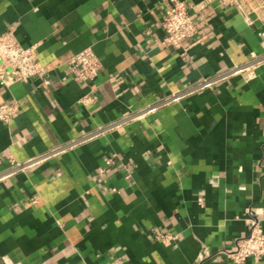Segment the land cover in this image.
<instances>
[{
    "label": "crops",
    "instance_id": "0c3cea01",
    "mask_svg": "<svg viewBox=\"0 0 264 264\" xmlns=\"http://www.w3.org/2000/svg\"><path fill=\"white\" fill-rule=\"evenodd\" d=\"M176 1L210 2L190 10L198 33L180 50L161 27ZM9 31L37 46L50 84L0 82V105L20 106L0 121V264H233L234 241L254 221L264 231V13L0 0ZM87 48L97 78L63 82ZM204 80L216 84L184 94Z\"/></svg>",
    "mask_w": 264,
    "mask_h": 264
},
{
    "label": "built area",
    "instance_id": "2783aa9c",
    "mask_svg": "<svg viewBox=\"0 0 264 264\" xmlns=\"http://www.w3.org/2000/svg\"><path fill=\"white\" fill-rule=\"evenodd\" d=\"M220 6L231 7L241 14L261 16L264 13V1L262 0H216ZM210 2H201L194 6H188L183 2L176 1L174 5L168 6L162 19V30L165 34L164 44L180 50L183 41L193 38L197 33L196 19L190 13L193 8L202 16L204 8ZM101 70V62L91 48L82 50L66 64L63 82L72 80L79 84L93 82ZM249 68H235L231 73L238 74ZM230 73V74H231ZM41 80L44 86L50 84L46 78L41 64L38 61L37 46L22 47L16 40L12 31L0 36V82L6 86L14 83H27L32 79ZM216 84L215 80H204L194 87L188 89L184 94H191ZM20 111L17 103L0 105V121L8 125L13 117ZM111 162H108L110 164ZM12 169H19L20 165L11 163ZM104 170H100L102 174ZM155 239L158 241L174 242L176 236L168 233H157ZM233 249L226 253L227 258L233 264H245L249 259L260 260L264 256V231L258 221L251 224L248 236L238 238L233 243ZM206 253V252H205Z\"/></svg>",
    "mask_w": 264,
    "mask_h": 264
}]
</instances>
